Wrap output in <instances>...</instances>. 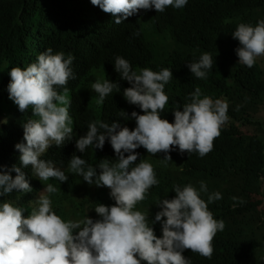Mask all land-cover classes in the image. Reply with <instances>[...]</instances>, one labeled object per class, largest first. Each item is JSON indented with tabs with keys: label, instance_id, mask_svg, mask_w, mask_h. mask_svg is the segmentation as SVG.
<instances>
[{
	"label": "clouds",
	"instance_id": "1",
	"mask_svg": "<svg viewBox=\"0 0 264 264\" xmlns=\"http://www.w3.org/2000/svg\"><path fill=\"white\" fill-rule=\"evenodd\" d=\"M73 3L80 7L72 9ZM187 3L188 0H71L66 10L71 18L39 28V53L24 68L12 67L4 84L14 102L10 105H18L21 112L30 108L39 119L30 118L23 125L24 137L18 135L16 149L12 151V168L0 166V264H191L183 255L186 249L212 258L214 238L225 224L214 218L208 204L222 199L221 193L210 194L206 203L191 184L183 188L174 185L176 196L157 203L162 209L152 221L162 222V237H157L141 206L149 200V190L159 181L151 163L143 160L135 163L139 155L135 150L142 146L153 156L163 152L165 162L171 161L169 153L177 146L180 153L195 152L204 157L214 149V140L229 121L226 101L201 98L197 87L190 94L191 102L183 105V111L179 107L172 110L174 122L170 123L161 118V113L169 101L164 88L173 77L172 71L164 68L156 72L142 67L138 74L129 61L118 56L115 71L131 84L123 95L144 114L131 113L136 121L134 130L121 127L119 122L97 120L88 125L85 136L76 140L81 153L90 146L102 150L108 140L117 159L101 158L92 166L72 151L61 159L53 156L54 160L68 162L65 166L51 156L54 164L41 159L51 146H63L73 139L72 117L78 100L90 110L102 107L105 97L114 89L120 91L118 83L97 79L91 84L88 78L77 86L73 105L69 87L76 79L72 70L75 58L69 54L65 59L64 52L55 50L54 34L67 25L88 27L81 47L83 55L92 56L106 50L111 38L117 32L120 34L142 9L154 8L163 13L168 7L182 9ZM91 10L100 16L93 18ZM232 36L240 44L236 49L239 63L252 68L257 58L264 56V19L255 26L240 23ZM188 67L196 78L206 79L213 67L211 54L205 52ZM4 123L6 119L0 125ZM30 168L41 181H47L44 190L32 184ZM72 172L89 185L95 183L97 187L89 192L90 198L97 191H105L107 195V201L97 205L90 218L82 219L76 206L78 221H68L67 215H61L55 208L54 194L60 189L52 181L66 182ZM15 191L29 195L27 217L23 206L6 201ZM200 191L207 192L204 181L200 182ZM71 205L65 203V212Z\"/></svg>",
	"mask_w": 264,
	"mask_h": 264
},
{
	"label": "trees",
	"instance_id": "2",
	"mask_svg": "<svg viewBox=\"0 0 264 264\" xmlns=\"http://www.w3.org/2000/svg\"><path fill=\"white\" fill-rule=\"evenodd\" d=\"M69 4L71 0H0V113L7 111L10 103H14L9 99L8 88L4 86L6 76H10L11 68H24L25 63L35 59L40 51V42L37 37L39 28L44 25L53 26L71 18L70 13H66ZM76 7L80 5L73 3L71 8ZM91 13L93 18L100 16L93 10ZM145 16L148 19H145ZM262 19H264V0H188L184 8L168 7L163 13L156 12L154 8L142 9L129 21L120 34L117 32L112 37L110 40L112 43L106 50L92 56L83 55L81 47L82 39L89 31L88 27L72 25L62 27L54 34L52 41L56 51L65 53V59L69 54L75 58L72 70L76 79L69 87L73 105L76 101L77 86L88 78H91V84L97 79L118 83L120 91L117 92L114 89L105 97L102 107L90 110L85 109L78 100L74 118L71 116L73 139L65 141L63 146H51L41 159L51 161V158L54 160L53 156L61 159L62 155L72 151L74 155L77 154L76 156L81 155L80 158L83 156L86 164L92 166L96 165L101 158L110 157L108 160L115 161L117 156L108 140L105 141L102 150L90 146L83 153L77 150L76 140L85 136L88 125L97 120L109 124L119 122L121 127L134 130L136 121L131 118V113L135 111L138 114H144L139 106L128 103L123 95V90L131 87V84L123 80L115 71L116 57L119 56L129 61L132 69L134 68L133 70L138 74L142 67L156 72L168 68L172 71L173 77L164 88L169 101L161 113L162 119L167 117V120L173 123L172 110L179 107V110L183 111V105L191 102L190 94L199 87L202 93L201 98L208 96L213 101L221 99L228 103L229 121L223 127L221 135L214 140V149L202 158L195 152L180 153L177 146L169 153L171 161L165 162L163 160L165 153L161 152L153 156L142 146L137 148L135 151H138L139 155L136 163L141 160L151 163L159 184L149 190L150 198L141 206L145 212L138 208L135 210L146 214L149 226L153 227L157 237H162V222L152 223L155 221L156 213L162 210L157 203L162 199L171 200L176 196L173 190L174 185L183 188L188 184L196 188L200 193V198L207 203L208 195L207 192L200 191V182L206 183L208 191V186L214 181L216 191L220 184L219 193L222 199L209 203L208 209L215 219L223 220L224 224L229 226V230L226 235L216 234L211 259L187 249L183 255L190 259L191 264H245L255 255L261 256L264 252V237L243 241L240 237L242 229L240 225L238 227V222L229 223L228 220L247 221L251 214H259L264 207V56L258 57L252 68L240 64L236 53L240 44L232 36L240 23L255 26ZM159 32H163L161 36ZM150 34L155 38H152ZM148 36L151 38L149 39ZM231 40L234 42L230 43ZM205 52L211 54L213 67L208 70L206 79H198L189 71L188 64L192 63V60H199ZM238 106L239 110H237ZM30 118L35 119L31 113H28L23 124L16 120L0 125V166H6L7 169L12 168V151L16 149L17 144L15 140L20 134L24 137L23 125ZM54 147L56 150L52 149ZM127 154L125 153L126 156ZM111 156L114 157L111 158ZM54 161L63 166L68 163ZM54 161L51 162L54 164ZM31 169L29 177L32 184H38L44 190L47 181L35 178L36 175ZM32 175H34L33 178ZM74 175L76 173L73 172L67 175L70 179L66 182L52 181L60 189L59 194H54L55 208L61 215H65L64 204H73L80 208L82 219L90 218L94 215L96 202L97 205L101 201L106 202L107 195L105 191H97L98 193L95 192L96 194H93L95 196H92L90 200L77 204V197L89 191L84 179L82 177L79 179V176ZM66 186L70 188L66 189ZM16 192L9 194L6 200L28 208L30 206L29 196L20 193L19 195ZM233 197L237 199L234 200ZM105 206L113 205L105 203ZM26 208L25 217H27L26 210L29 211Z\"/></svg>",
	"mask_w": 264,
	"mask_h": 264
},
{
	"label": "rangeland",
	"instance_id": "3",
	"mask_svg": "<svg viewBox=\"0 0 264 264\" xmlns=\"http://www.w3.org/2000/svg\"><path fill=\"white\" fill-rule=\"evenodd\" d=\"M93 101L96 103L97 98L94 97ZM28 113H31L32 116L35 119H39V117H35L33 115V111L32 109L29 108V110H26L25 112H21L18 108V105L13 104L10 105L9 109L7 111H4L2 113H0V122L4 121L5 119L7 120L6 124H9L13 121L19 120L21 121V124L24 123V120L27 118ZM93 179L95 180V177H93ZM85 185L87 187V189L90 191H93L97 186L95 185V183L89 185L86 181H85ZM91 189V190H90ZM221 188H220V184L217 187V191H216V183L214 181H212V185L208 186V191H207V195L209 196L212 193L215 192H220ZM83 196V197H82ZM79 196L77 199L78 203H83L86 200H89L91 195L89 193ZM86 197V198H85ZM85 198V199H83ZM208 199V198H207ZM81 200V202H80ZM34 204L31 203V206H33ZM73 210V211H70ZM66 215L68 217V221H78L79 219V214L78 211L76 209V205H71L69 206V208L66 210ZM229 223H233L234 221L238 222V227L240 225V229H242V236L240 235V237L243 239V241H247V240H254L258 237H264V207L261 209V212L259 214H251L249 216V218L247 219V221H243L240 219L237 220H228ZM229 230V226L225 225V228L223 231L218 232L217 234L219 235H226L227 231ZM245 264H264V252H262L261 256H257L255 255L254 258L249 261L246 262Z\"/></svg>",
	"mask_w": 264,
	"mask_h": 264
},
{
	"label": "bare ground",
	"instance_id": "4",
	"mask_svg": "<svg viewBox=\"0 0 264 264\" xmlns=\"http://www.w3.org/2000/svg\"><path fill=\"white\" fill-rule=\"evenodd\" d=\"M57 8H58V7H57ZM57 8H56V9H57ZM52 10H53V9H52ZM55 12H56V11H55ZM47 13H48V12H47ZM47 13H46V14H47ZM57 13H58V12H57ZM57 13H56V14H57ZM170 13H171V12H170ZM166 16H167V15H166ZM168 16H169V15H168ZM178 16H179V15H178ZM29 17H30V16H29ZM156 17H157V16H156ZM141 18H142V17H141ZM160 18H161V17H160ZM139 19H140V18H139ZM145 19H148V17L145 16ZM145 19H144V20H145ZM157 19H158V18H157ZM164 19H165V16H164L163 20H164ZM179 19H180V17H179ZM181 19H182V18H181ZM140 20H142V19H140ZM152 20H153V19H152ZM20 21H21V20H20ZM147 21H148V20H147ZM154 21H155V17H154ZM156 21H157V20H156ZM171 21H172V19H171ZM23 22H24V20H23ZM138 22H139V21H138ZM145 22H146V20H145ZM173 22H174V21H173ZM128 23H129V22H128ZM133 23H134V22H133ZM161 23H162V22H161ZM165 23H166V22H165ZM170 23H171V22H170ZM131 24H132V23H131ZM134 24H135V23H134ZM134 24H133V25H134ZM138 24H139V23H138ZM138 24H137V25H138ZM142 24H144V22H143ZM162 24H163V23H162ZM166 24H167V23H166ZM177 24H178V23H177ZM177 24H176V25H177ZM152 25H153V24H152ZM155 25H156V24H155ZM159 25H160V23H159ZM174 25H175V24H174ZM131 26H132V25H131ZM134 26H135V25H134ZM138 26H139V25H138ZM141 26H143V25H141ZM160 26H161V25H160ZM164 26H167V25H164ZM169 26H170V24H169ZM154 27L156 28V26H154ZM175 27H176V26H175ZM175 27H174V28H175ZM134 28H135V27H134ZM169 28H170V27H169ZM135 29H136V28H135ZM135 29H134V30H135ZM141 29H144V28H141ZM163 29L165 30V27H164ZM166 29H167V28H166ZM81 30H82V29H81ZM81 30H80V31H81ZM166 31H167V30H166ZM170 31H171V30H170ZM174 31H175V32H179V31H176V30H174ZM157 32H158V31H157ZM160 32H161V31H160ZM160 32H159V33H160ZM163 32H164V31H163ZM163 32H162V33H163ZM159 33H158V34H159ZM162 33H160V36H161ZM165 33H167V32H165ZM165 33H164V34H165ZM179 33H180V32H179ZM164 34H163V35H164ZM167 34L169 35L170 33H167ZM170 35H171V34H170ZM172 35H173V34H172ZM175 35H176V33H175ZM175 35H174V36H175ZM150 36H151V34H150ZM154 36H155V35H154ZM131 37H132V36H131ZM148 37H149V36H148ZM151 37H152V36H151ZM151 37H149V39H150ZM164 37H165V36H164ZM169 37H171V36H169ZM183 37H184V36H183ZM152 38H155V37H152ZM162 38H163V37H162ZM166 38H167V37H166ZM175 38H176V37H175ZM111 39H112V38H111ZM140 39H141V38H140ZM167 39H168V38H167ZM170 39H171V38H170ZM179 39H180V38H179ZM179 39H178V40H179ZM160 40H161V39H160ZM162 40L165 41L164 38H163ZM171 40H172V39H171ZM171 40H170V41H171ZM175 40H176V39H175ZM182 40L184 41V38H183ZM141 41H142V40H141ZM185 41H186V40H185ZM119 42H120V41H119ZM121 42H122V41H121ZM173 42H174V40H173ZM175 42L177 43V46H178V42H177V40H176ZM169 44H173V43H169ZM180 44H182V43H180ZM166 45H167V44H166ZM174 45H175V44H174ZM171 46H172V45H171ZM175 46H176V45H175ZM177 46H176V47H177ZM166 47H167V46H166ZM168 47H169V46H168ZM168 47H167V48H168ZM114 48H115V47H114ZM176 49H177V48H176ZM179 51H180V50H179ZM177 52H178V51H177ZM117 55H118V54H117ZM192 61H193V60H192ZM185 65H186V64H185ZM160 68H161V67H160ZM162 68H163V67H162ZM184 68H185V67H184ZM133 69H134V68H133ZM189 71H190V70H189ZM183 77H184V76H183ZM188 77H189V76H188ZM195 78H196V77H195ZM191 79H192V78H191ZM198 79H199V78H198ZM186 81H187V80H186ZM189 82H190V81H189ZM186 83H187V82H186ZM187 84H188V83H187ZM215 87H216V86H215ZM185 88H187V86H185ZM176 101H177V100H176ZM172 102H173V101H172ZM170 104H172V103H170ZM170 104H169V106H170ZM173 104H174V102H173ZM169 108H170V107H169ZM166 112H167V111H166ZM169 114H171V113H169ZM163 115H164V114H163ZM168 117H169V116H168ZM28 118H29V117H28ZM166 119H167V117H166ZM171 120H174V119L171 118ZM169 121H170V120H169ZM12 132H13V131H12ZM1 142H2V141H1ZM12 146H13V145H12ZM140 151H141V150H140ZM137 152H138V151H137ZM147 154H148V153H147ZM149 154H150V153H149ZM76 155H77V154H76ZM111 155H113V153H112ZM115 155H116V154H115ZM127 155H128V154H127ZM80 156H81V155H80ZM80 156H79V157H80ZM98 156H99V155H98ZM125 156H126V155H125ZM112 157H114V156H111V158H112ZM81 158L83 159V156H82ZM84 158H86V157H84ZM109 158H110V157H109ZM109 158H108V159H109ZM159 158H160V157H159ZM86 159H88V157H87ZM84 160H85V159H84ZM115 160H116V159H115ZM94 161H95V160H94ZM112 161H114V160H112ZM98 162H99V161H98ZM66 163H67V162H66ZM135 163H136V162H135ZM64 165H65V164H64ZM133 166H134V165H133ZM133 166H132V167H133ZM157 168H158V167H157ZM31 170H32V169H31ZM29 173H30V172H29ZM34 175H35V174H34ZM34 175H32V178L34 177ZM71 176H72V175H71ZM74 176H75V175H74ZM35 178L38 179V177H36V176H35ZM77 178H78V177H77ZM157 178H158V177H157ZM68 179H70V178H68ZM79 179H80V177H79ZM39 180H40V179H39ZM93 180H94V179H93ZM33 181H34V180H33ZM67 181H68V180H67ZM69 181H70V180H69ZM38 182H39V181H38ZM70 182H71V181H70ZM36 183H37V182H36ZM73 183H74V181H73ZM68 184H69V183H68ZM67 187L70 188V186H66V189H67ZM71 188H72V187H71ZM41 189H42V188H41ZM73 190H74V189H73ZM90 190H91V189H90ZM64 191H65V190H64ZM165 191H166V190H165ZM72 192H73V191H72ZM171 192H172V191H171ZM59 193H60V192H59ZM59 193H58V194H59ZM62 193H63V192H62ZM68 193H69V192H67V194H68ZM79 193H80V192H79ZM97 193H98V192H97ZM12 194H15V193H12ZM18 194H19V193H18ZM94 194H96V193H94ZM104 194H105V193H104ZM170 194H172V193H170ZM174 194H175V193H174ZM174 194H173V195H174ZM16 195H17V194H16ZM19 195H20V194H19ZM23 195H24V194H23ZM68 195H71V194H68ZM73 195H74V194H73ZM73 195H72V196H73ZM82 195H83V193H82ZM28 196H29V195H28ZM78 196H79V195H78ZM93 196H95V195H93ZM76 197H77V196H76ZM82 197H83V196H82ZM105 197H106V196H105ZM85 198H86V197H85ZM85 198H83V199H85ZM100 198H101V197H100ZM103 198H104V196H103ZM77 199H79V198L77 197ZM95 199H96V198H95ZM95 199H94V200H95ZM101 199H102V198H101ZM101 199H100V201H101ZM73 200H74V199H73ZM89 200H90V199H89ZM97 200H98V199H97ZM6 201H7V200H6ZM12 201L14 202V200H12ZM57 201H58V200H57ZM77 201H78V200H77ZM100 201H99V203H100ZM10 202H11V201H10ZM70 202H71V201H70ZM80 202H81V200H80ZM16 203H18V202L16 201ZM59 203H60V202H59ZM77 203H78V202H77ZM93 203H94V202H93ZM99 203H98V204H99ZM101 203H102V201H101ZM101 203H100V204H101ZM18 204H19V203H18ZM94 204H95V203H94ZM94 204H93V205H94ZM59 205H60V204H59ZM64 205H65V204H64ZM93 205H92V206H93ZM96 205H97V202H96ZM96 205H95V207H96ZM58 207H59V206H58ZM25 208H26V206H25ZM68 208H69V207H68ZM68 208H67V209H68ZM61 209H62V208H61ZM79 209H80V208H79ZM70 211H73V210H70ZM92 213H93V211H92ZM90 214H91V213H90ZM185 251H186V250H185ZM188 252H189V251H188Z\"/></svg>",
	"mask_w": 264,
	"mask_h": 264
}]
</instances>
